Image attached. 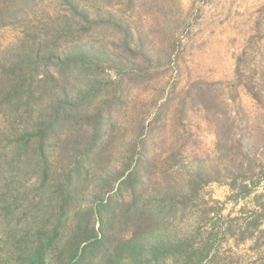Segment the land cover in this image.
Here are the masks:
<instances>
[{"label":"rangeland","instance_id":"rangeland-1","mask_svg":"<svg viewBox=\"0 0 264 264\" xmlns=\"http://www.w3.org/2000/svg\"><path fill=\"white\" fill-rule=\"evenodd\" d=\"M2 8L16 12L8 24H0V67L17 74L33 70L39 76L49 72L54 79L61 61L49 65L40 61L41 29L59 17L70 19L73 13L81 19L86 17L75 31L65 22L59 47L68 49L78 41V46L93 48L96 56L105 58L98 64L95 88L107 96L123 84L132 94L121 100L104 99L115 108L128 101L138 111L148 110L150 117L162 112L156 134L149 140V158L153 161L149 183L184 184L189 176L196 178L200 168L205 171L195 180L201 199L190 205L184 218L178 213L173 221L176 231L192 229L201 216L195 229L216 233L220 262L264 264L263 241L254 228L249 229V234H254L249 239L230 237L227 244L221 229L229 222L235 232H242L255 211L264 214V0H28L24 4L0 0V11ZM110 66H117L119 72ZM54 81L48 87L55 96L63 92L73 96L80 86L73 81ZM25 86L38 94L36 80H27ZM199 91L216 102L223 100L219 112L227 110L231 117L233 146L228 163L217 152L213 121L193 99ZM111 122L110 134L118 138L119 145L105 182L116 185L122 179L116 180L112 170L123 169L122 163L133 159L127 146L138 139L134 126L123 117ZM249 162L253 169L245 175ZM106 168L101 172L103 177ZM224 168L230 173L225 175ZM214 169L222 170L221 175L213 174ZM208 171L212 175L206 174ZM87 184L80 202L91 205L100 191L94 178ZM243 184L250 193L240 199L245 191L238 187ZM17 192L24 195L21 187ZM40 194V189L34 188L25 200L11 199L10 209L4 205L6 210L0 211V225L8 240L5 248L0 247L5 259L11 251L15 260H26L28 241L33 245L39 239L40 214L52 204H31ZM122 195L130 199L127 191ZM206 210L208 215L203 213ZM113 230L125 236L124 229L115 226ZM220 241L223 244L219 246ZM54 242L51 238L50 248L55 247Z\"/></svg>","mask_w":264,"mask_h":264},{"label":"trees","instance_id":"trees-1","mask_svg":"<svg viewBox=\"0 0 264 264\" xmlns=\"http://www.w3.org/2000/svg\"><path fill=\"white\" fill-rule=\"evenodd\" d=\"M15 12L2 8L0 24H8ZM74 15L70 19L59 17L47 22L39 34L40 61L47 65L61 61L57 64L55 79L49 72L39 73V76L33 70H29V74H17L15 70L8 72L0 67V182L4 183L0 184V191H4L0 194V211L4 212L5 207L10 209L11 199L25 200L34 188L40 189L41 194L36 195L31 204L36 207L39 201L52 203L40 214L39 239L33 245L28 241L29 257L20 262L10 251L6 259L0 255V264H223L216 247V233L195 229L201 216L192 229L182 233L173 225L178 213L184 218L190 205L201 199L195 180L205 175V171L200 168L196 178L189 176L184 184L149 183L153 167L149 140L156 134V123L162 112L150 117L148 110L138 111L139 108L128 101L116 104L115 108L104 100L106 97L121 100L132 94L123 84L107 96L100 88H95L99 79L98 64L105 58L96 56L93 48L78 46V41L68 49L59 47L65 22L75 31L86 19ZM110 67L119 72L117 66ZM73 77L83 82H75ZM33 79L39 84L38 94L30 86L26 89L25 82ZM54 80L73 81L80 86L73 96L65 92L55 96L53 88L48 87ZM193 99L213 121L217 152L227 158L228 163L233 146L231 117L227 110L219 112L223 100L216 102L217 99L201 91L195 92ZM143 107L144 104L140 108ZM119 117L134 126L138 142L127 146L133 159L123 162V169L114 167L112 170L116 180L122 179L120 184L114 185L105 180L111 174L107 169L113 167L119 145L118 138L110 134L111 119ZM112 128L117 130L116 125ZM103 168L107 171L104 177ZM252 169L251 163H247L244 174ZM221 171L214 169L212 173L221 175ZM224 171L225 175L227 171L230 173L227 168ZM206 174L212 175L209 171ZM92 178L100 192L98 197L93 196L91 205H84L80 200ZM229 186L233 188L232 184ZM20 187L24 189L22 196L16 193ZM247 187V184L238 187L245 191L240 199L250 193ZM113 190L118 196L116 199L114 193H110ZM123 191L129 193V200L123 198ZM203 213L209 214L207 210ZM244 224V231L235 232L231 223H225L221 228L225 244L230 237L239 235L244 240L249 239L254 235L249 234V229L254 228L261 234L264 245V214L255 211ZM115 226L120 231L124 229L125 236L115 233ZM0 229L3 249L8 240L1 225ZM51 238L55 241L53 248H50ZM221 244L223 241L219 246Z\"/></svg>","mask_w":264,"mask_h":264}]
</instances>
